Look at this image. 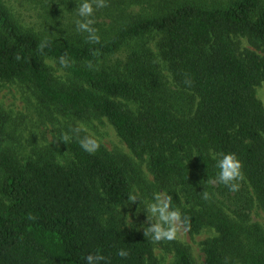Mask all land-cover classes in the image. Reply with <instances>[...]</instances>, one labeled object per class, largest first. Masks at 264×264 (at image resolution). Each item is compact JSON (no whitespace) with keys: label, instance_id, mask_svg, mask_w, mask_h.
Masks as SVG:
<instances>
[{"label":"trees","instance_id":"16d2710c","mask_svg":"<svg viewBox=\"0 0 264 264\" xmlns=\"http://www.w3.org/2000/svg\"><path fill=\"white\" fill-rule=\"evenodd\" d=\"M161 2L158 14L122 23L111 39L92 44L25 31L0 1V81L32 85L41 103L63 115L103 117L136 158L148 155L171 208L188 218L185 230L214 229L202 242L204 264H264V233L245 224L253 202L264 210V108L256 97L264 55L239 51L234 41L264 44V0ZM146 37L156 53L142 43L124 65L108 64L124 43ZM47 60L69 79L55 78ZM159 61L184 106L166 96ZM5 125L0 111V264H85L97 250L109 264H157L152 241L121 226L117 208L128 202L131 184L116 157L102 146L88 154L71 137L70 164L48 151L20 164L3 149ZM220 152L242 164L235 192L207 183ZM121 248L129 253L124 259L116 254ZM173 250L176 264H192L185 248Z\"/></svg>","mask_w":264,"mask_h":264},{"label":"rangeland","instance_id":"374dc122","mask_svg":"<svg viewBox=\"0 0 264 264\" xmlns=\"http://www.w3.org/2000/svg\"><path fill=\"white\" fill-rule=\"evenodd\" d=\"M13 20L25 31L40 37L62 41L68 38L78 40L85 37L75 30V13L78 0H0ZM162 0H105V6L97 8L94 15V26L98 29L100 41H108L118 28L125 22L158 14ZM169 1V0H166ZM191 1L206 7L224 4L226 0H177ZM238 50L245 49L264 55V44L251 42L247 38H234ZM144 43L156 53L152 37H146L136 43H124L120 51L110 58L111 66H122L128 54ZM46 63L51 68L55 78L61 82L69 79L68 75L53 61ZM162 80L165 84L166 96L177 105L184 106L180 100L178 89L171 81L170 73L160 62ZM256 97L264 108V81L256 88ZM0 111L6 117L3 149L8 151L20 164L28 159H35L38 154L51 152L54 161L61 165L70 164L72 156L68 151V142L62 140V135L77 124L83 125L82 135L94 136L99 146L104 147L116 157L126 168L130 177L131 193L139 194V201L128 202L117 208L121 226L124 229H136L145 235V227L149 226L145 212L146 203L152 200L153 194L163 192L166 187L160 185L153 177L149 168V156L136 158L117 136L112 125L103 117L92 114L82 119L66 116L52 106L41 103L36 89L27 83L17 80L0 81ZM194 156L191 162H194ZM1 176V174H0ZM179 190L180 186L176 185ZM181 196V195H180ZM185 206L184 197H181ZM149 220L152 218L149 216ZM245 224L257 225L264 233V210L256 202L249 211ZM211 227H204L198 233L191 234L181 223L177 224L176 237L172 240L154 241L153 255L157 264H176L173 250L174 244L185 248L190 255L192 264H204L202 242L215 236Z\"/></svg>","mask_w":264,"mask_h":264},{"label":"clouds","instance_id":"9594fccd","mask_svg":"<svg viewBox=\"0 0 264 264\" xmlns=\"http://www.w3.org/2000/svg\"><path fill=\"white\" fill-rule=\"evenodd\" d=\"M105 6V0H78L76 7L72 10L75 13V30L78 33L84 34L86 42L97 44L100 42V36L98 35V29L94 26V15L97 8ZM48 40L46 39L42 44L43 49L47 46ZM19 59V57H17ZM59 63L63 66H67L69 61L61 56ZM83 131V125L77 124L71 127L67 133L62 135V140L67 141L71 137H76L79 142L80 148L88 153L93 154L99 148L97 139L92 135H83L80 133ZM214 167L217 169L216 175L212 179H208L207 183L210 184H222L230 191L235 192L239 189V181L243 179L242 164L237 158L235 153H215L213 155ZM204 199H208V193L203 192ZM128 204L139 201L141 203L139 194L133 191L127 196ZM145 212L147 214V222L149 226H146L144 231L145 235L151 237L154 241H160L162 239L172 240L176 237L177 224L183 223L188 225L189 221L187 217L182 218V214L179 209H172L170 206L169 198L161 193H154L152 200L145 205ZM152 219L149 220L148 217ZM121 259L128 256L126 249H118L116 253ZM85 264H109L108 258H106L99 250L95 254L89 253L85 256Z\"/></svg>","mask_w":264,"mask_h":264}]
</instances>
